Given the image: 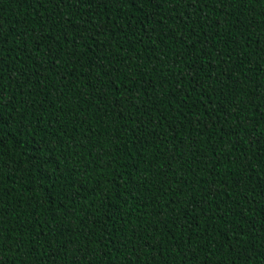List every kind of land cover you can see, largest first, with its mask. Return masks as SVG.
Instances as JSON below:
<instances>
[{"label": "trees", "instance_id": "obj_1", "mask_svg": "<svg viewBox=\"0 0 264 264\" xmlns=\"http://www.w3.org/2000/svg\"><path fill=\"white\" fill-rule=\"evenodd\" d=\"M0 0V264H264V0Z\"/></svg>", "mask_w": 264, "mask_h": 264}, {"label": "snow or ice", "instance_id": "obj_2", "mask_svg": "<svg viewBox=\"0 0 264 264\" xmlns=\"http://www.w3.org/2000/svg\"><path fill=\"white\" fill-rule=\"evenodd\" d=\"M51 2L59 4V3L65 2V0H51ZM77 2H79V0H77ZM127 2L130 3V4H134L136 2V0H127ZM149 2L155 4L158 7H162L163 6L162 0H149ZM172 2L176 3V4H179L180 0H172ZM242 2H243V0H242Z\"/></svg>", "mask_w": 264, "mask_h": 264}]
</instances>
